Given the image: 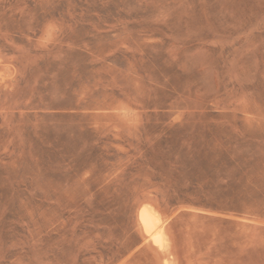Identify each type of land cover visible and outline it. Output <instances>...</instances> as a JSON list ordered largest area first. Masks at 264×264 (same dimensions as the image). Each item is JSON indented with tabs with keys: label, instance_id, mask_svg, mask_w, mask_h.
I'll list each match as a JSON object with an SVG mask.
<instances>
[{
	"label": "rangeland",
	"instance_id": "374dc122",
	"mask_svg": "<svg viewBox=\"0 0 264 264\" xmlns=\"http://www.w3.org/2000/svg\"><path fill=\"white\" fill-rule=\"evenodd\" d=\"M0 264H264V0H0Z\"/></svg>",
	"mask_w": 264,
	"mask_h": 264
},
{
	"label": "bare ground",
	"instance_id": "6f19581e",
	"mask_svg": "<svg viewBox=\"0 0 264 264\" xmlns=\"http://www.w3.org/2000/svg\"><path fill=\"white\" fill-rule=\"evenodd\" d=\"M139 219L141 222L140 224L142 225L144 231L149 235V238L151 239L152 243L154 242V244H156L157 247L159 246V248L164 250L166 246L165 245L166 244L165 242L166 241L165 240L166 230L164 231L165 227L163 223L161 222L160 218L156 215V213L151 208L144 207L140 211Z\"/></svg>",
	"mask_w": 264,
	"mask_h": 264
}]
</instances>
